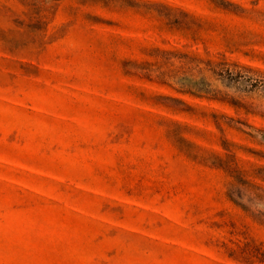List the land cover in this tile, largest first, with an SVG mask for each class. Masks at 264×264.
Instances as JSON below:
<instances>
[{"label": "rangeland", "instance_id": "1", "mask_svg": "<svg viewBox=\"0 0 264 264\" xmlns=\"http://www.w3.org/2000/svg\"><path fill=\"white\" fill-rule=\"evenodd\" d=\"M0 264H264V0H0Z\"/></svg>", "mask_w": 264, "mask_h": 264}]
</instances>
